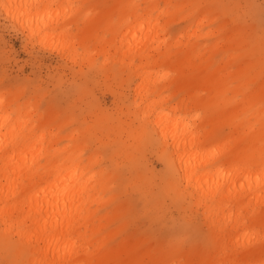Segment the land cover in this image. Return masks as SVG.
Returning <instances> with one entry per match:
<instances>
[{
	"label": "rangeland",
	"instance_id": "1",
	"mask_svg": "<svg viewBox=\"0 0 264 264\" xmlns=\"http://www.w3.org/2000/svg\"><path fill=\"white\" fill-rule=\"evenodd\" d=\"M8 5L0 106L21 132L33 125L21 161L82 171L76 264H264V154L245 160L253 133L264 152V0H29L31 13L47 7L29 22ZM152 102L150 119L174 109L168 120L201 143L188 184L145 121ZM234 148L244 153L230 160ZM234 168L237 187L259 183L242 203L226 186L204 195L233 184ZM32 229L0 221V264H30Z\"/></svg>",
	"mask_w": 264,
	"mask_h": 264
},
{
	"label": "bare ground",
	"instance_id": "2",
	"mask_svg": "<svg viewBox=\"0 0 264 264\" xmlns=\"http://www.w3.org/2000/svg\"><path fill=\"white\" fill-rule=\"evenodd\" d=\"M14 1L7 0L9 5L5 7V12L11 14L12 19L15 20L25 19L29 22L31 17L47 8L44 6L41 10L31 13L25 8L29 0H24L11 9ZM42 25L45 26L44 23ZM154 106V102L147 105L145 121L149 122L160 140L169 146L171 167L180 180L188 184L189 180L195 177V170L204 164L195 160L202 154L201 143L195 141L193 135L189 134V126L183 122V119L168 120L174 109L150 119V107ZM6 107L0 106V221L5 229L25 223L33 228V233L26 237V241L32 245L34 255V258L30 259V264H76L80 252L70 238V234L73 231V223L82 217V209L86 203L83 194L87 196L88 186L86 181L82 180V171L73 167L72 162L64 165L55 164L47 168L46 165L39 164V156L29 163L26 161V164L21 161L18 156L22 150H26V141L32 137L34 128L31 124L26 131L21 132L25 121L19 123L15 120L9 124L11 116ZM158 109H162L161 105H158ZM2 129H4L3 133ZM257 138L255 133L250 137L247 136L249 142L247 147L252 148L245 155V160L249 163H252L255 154H264L255 147ZM243 153L244 151L234 148L230 160L239 159ZM13 159L16 160L12 163ZM21 170L24 174L20 177ZM41 170L47 171L46 176ZM240 172H242L240 168H234L232 179L230 178L233 184L225 185L224 182H220L204 195L214 197L219 189H223L222 186H226L223 191L226 197L231 194L234 203H242L245 198L241 192L255 189L259 183L255 180L253 183H242L237 187L234 182ZM11 173H16L15 178L10 177ZM17 187H19L18 191H16ZM194 188L201 194V184H197ZM16 235L23 236L24 233L17 231ZM225 247L224 245L221 249ZM222 253L225 255V251ZM218 264H234V261L226 256Z\"/></svg>",
	"mask_w": 264,
	"mask_h": 264
}]
</instances>
